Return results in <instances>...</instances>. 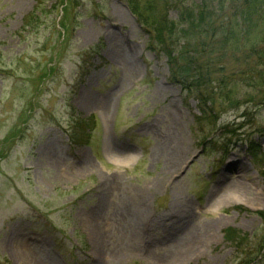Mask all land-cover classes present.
<instances>
[{
    "label": "rangeland",
    "instance_id": "rangeland-1",
    "mask_svg": "<svg viewBox=\"0 0 264 264\" xmlns=\"http://www.w3.org/2000/svg\"><path fill=\"white\" fill-rule=\"evenodd\" d=\"M56 1L23 28L37 0H0V264H233L257 251L264 78L250 74L239 108L212 126L126 0H77L58 54ZM227 228L252 247L228 242ZM200 235V249L172 246Z\"/></svg>",
    "mask_w": 264,
    "mask_h": 264
},
{
    "label": "trees",
    "instance_id": "trees-1",
    "mask_svg": "<svg viewBox=\"0 0 264 264\" xmlns=\"http://www.w3.org/2000/svg\"><path fill=\"white\" fill-rule=\"evenodd\" d=\"M44 1L37 0L23 28L40 18ZM76 1L55 3L62 6L57 54L71 29L65 19ZM126 4L147 35V47L165 57L169 79L195 96L200 113L197 120L215 126L223 110L239 108L242 84L249 83L250 74L264 78V0H126ZM242 127H224L218 141L230 144L231 134H239L237 129ZM208 135L202 145L209 147L217 140H209ZM256 213L264 216L262 211ZM224 238L233 245L252 247L247 244L248 234L240 230L227 228ZM255 246L257 251L251 248L252 252L247 251L233 264H264V234Z\"/></svg>",
    "mask_w": 264,
    "mask_h": 264
},
{
    "label": "bare ground",
    "instance_id": "bare-ground-1",
    "mask_svg": "<svg viewBox=\"0 0 264 264\" xmlns=\"http://www.w3.org/2000/svg\"><path fill=\"white\" fill-rule=\"evenodd\" d=\"M166 140L167 142L165 143V145L168 147L169 152H170V157H169L170 162L171 164L176 163L180 160L179 159L180 151H176V146H175L172 136L167 135ZM173 148H174V151L172 150ZM89 218H90V224H91L92 230L95 233H98L99 231L98 222L100 219L98 212H95V211L92 212ZM207 237H208L207 235L206 236L200 235V236H196L195 238H190V239H187V238L176 239L174 240V243L172 244V246H174L175 248L181 249L178 253H180L183 250H189V251L193 250L194 251L196 249L202 248L203 239L206 240ZM31 260L35 264H47L45 260L40 257L35 258V259L31 258Z\"/></svg>",
    "mask_w": 264,
    "mask_h": 264
},
{
    "label": "water",
    "instance_id": "water-1",
    "mask_svg": "<svg viewBox=\"0 0 264 264\" xmlns=\"http://www.w3.org/2000/svg\"><path fill=\"white\" fill-rule=\"evenodd\" d=\"M193 160V158H191V160L190 161H192Z\"/></svg>",
    "mask_w": 264,
    "mask_h": 264
}]
</instances>
